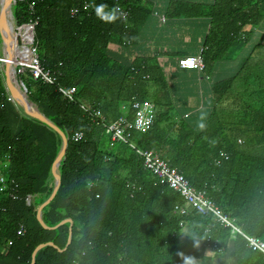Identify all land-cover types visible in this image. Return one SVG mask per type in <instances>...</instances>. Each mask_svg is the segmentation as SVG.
Listing matches in <instances>:
<instances>
[{"label": "trees", "instance_id": "trees-1", "mask_svg": "<svg viewBox=\"0 0 264 264\" xmlns=\"http://www.w3.org/2000/svg\"><path fill=\"white\" fill-rule=\"evenodd\" d=\"M31 1L39 18L38 58L43 68L56 73V85L28 73L21 79L28 100L67 138L58 170L61 186L40 217L49 228L72 220L68 248L59 252L46 246L37 252L35 264H184V257H202L208 249L206 236L220 250L208 249L209 259L230 248L234 264H264L260 253L249 251L240 236L231 237L209 216L192 210L174 215V207L182 205L178 194L143 169L127 145L110 147L105 133L131 98L151 103L153 124L143 134H131L134 148L158 153L191 187L204 191L245 236L264 242V34L258 33L264 0H167V18L209 21L201 43L202 72H213L216 64L228 70L211 89L212 105L200 101L184 112L171 104L147 36L160 29L154 27L148 0ZM85 3L88 10H82ZM100 3L118 5L128 15L102 22L93 8ZM74 8L81 9L77 16L70 14ZM12 14L17 24L31 18L27 3L14 5ZM254 36L255 42H249ZM147 43L155 55L129 62V47L145 54ZM111 44L119 49L111 51ZM244 48V57H237ZM58 87L75 88L73 101L65 100ZM82 104L99 110L105 120L85 112ZM201 115L206 117L204 131L197 127ZM76 133L82 134L74 142ZM60 147L56 132L8 101L0 72V162L9 156L7 177L18 186L16 201L0 194V264H31L41 244L66 247L67 224L45 230L35 217L54 189L51 168ZM219 153L228 158L216 166ZM27 196L33 197L29 205Z\"/></svg>", "mask_w": 264, "mask_h": 264}, {"label": "built area", "instance_id": "built-area-1", "mask_svg": "<svg viewBox=\"0 0 264 264\" xmlns=\"http://www.w3.org/2000/svg\"><path fill=\"white\" fill-rule=\"evenodd\" d=\"M151 4L152 0H148ZM18 3H27L29 8L30 20L24 24H17L15 19L10 21V30L13 33L12 45H13V57L9 60L14 72V78L17 82V87L25 89L23 75L30 74L34 80L42 81L46 85H56V73L42 67L38 58L39 43L35 41V28L38 24L39 18L35 16V5L31 0H14V5ZM154 5V3H153ZM89 5L85 3L82 10H88ZM81 9L74 8L71 10V16H77ZM123 18L128 13L124 12ZM152 16L155 18L158 27H162L167 18L163 14H159L152 8ZM148 48V52L145 54H138L137 51H132L129 47L128 61L131 62L135 57H152L153 47L151 43L145 45ZM118 46L116 50H118ZM205 51V47L199 43L197 46V52L194 55L183 56L176 59V67L185 70H194L197 73H201L202 63L201 55ZM8 60L3 55L0 49V72L3 71V66ZM191 61L192 63H188ZM158 65L160 62L157 61ZM3 73V72H2ZM144 79L147 76L143 77ZM26 90V89H25ZM57 91L62 97L71 102L75 96V88L58 87ZM8 101L14 104V101L10 95H8ZM81 108L85 112H90L91 107L88 104H82ZM92 114L98 117L101 121H104L99 110L91 111ZM122 116L111 122L106 128L105 133L109 137V146H113L115 143L127 145L135 155L141 160L143 169L147 170L161 186H166L169 190L176 192L182 200V205H176L173 209V214L179 216H186L188 210H192L202 216H209L212 223L216 224L219 228L227 229L229 235L240 236L244 241L246 248L251 252H258L264 259V242L258 238H250L245 236L234 224L233 219L223 214L222 211L214 205V203L206 196L204 191L195 190L190 186L188 181L178 172L172 170L167 163L162 161L153 150H139L134 148V145L130 143V136L133 133L143 134L147 132L154 119V107L151 103L145 101H138L135 98H131L128 103L121 106ZM131 115V118H129ZM82 133L73 134L71 139L74 142L80 140ZM227 154L219 153L218 160L215 161V165L219 166L221 162L226 161ZM10 158L6 156L3 162H0V194L9 196L12 201H16L18 196L16 194L18 186L14 181H10L7 177L9 170ZM133 188V186H131ZM29 205L33 202L32 196H27L25 199ZM181 223L178 222L177 226L180 227ZM18 234H22L20 227ZM206 246L212 252L220 251L217 248L215 242L210 241V237H205Z\"/></svg>", "mask_w": 264, "mask_h": 264}, {"label": "crops", "instance_id": "crops-1", "mask_svg": "<svg viewBox=\"0 0 264 264\" xmlns=\"http://www.w3.org/2000/svg\"><path fill=\"white\" fill-rule=\"evenodd\" d=\"M152 1L154 5L151 3V8L167 18L164 11L167 0ZM152 22L155 27L156 21L153 16ZM208 24L209 21L207 19L183 21L167 18L165 24L162 27H158L160 28L159 30L157 29L155 31L154 29L152 30L153 32L151 31V34L147 35L152 40V45L157 53L156 62H160V65H158V63L157 65L162 72L165 84L168 88L171 104L172 106L175 105L181 112H184V107L192 108L198 105L200 101H203L207 106L211 105V89L213 85L228 74L227 68L223 70L218 64L214 66L213 72H202L199 78V73L194 70L179 69L176 67V59L183 56L194 55L197 52V46L199 43H202V37L206 34L209 27ZM258 33L264 34V19L259 25ZM256 38V36L252 37V40L250 39L249 42H255ZM146 40L145 38V41H140L139 46L136 47L137 50L140 51V49L143 48L142 45L145 44ZM190 42H193L192 47L186 49L185 44H189ZM116 47L117 46L113 44L109 46L110 50L113 52H116ZM245 50H247V48H244V50H242V52L240 51L236 56L241 58L244 53L247 52ZM7 95H9L8 91ZM227 251L231 254L230 248H228Z\"/></svg>", "mask_w": 264, "mask_h": 264}, {"label": "water", "instance_id": "water-1", "mask_svg": "<svg viewBox=\"0 0 264 264\" xmlns=\"http://www.w3.org/2000/svg\"><path fill=\"white\" fill-rule=\"evenodd\" d=\"M14 7V0H0V48L2 50L3 55L8 60L4 66H3V72H4V78H5V85L7 88V91L9 95L12 97L14 104L17 105L18 108L22 110L24 115L28 118L34 119L38 122L43 123L50 129H52L61 139V147L60 152L55 159L52 168H51V174L54 179V189L49 196V198L37 209L36 212V221L37 223L45 230H53L57 227L67 224L68 230H69V237L66 244V247L63 250H60L57 246L54 245V243L49 242L46 244H41L37 246L31 256V264H35V257L39 250L42 248L49 246L53 247L59 252L65 251L68 246L71 243L72 238V220L71 219H65L59 222L54 227H47L41 220L40 214L43 211V209L50 204V202L54 199L57 192L59 191V188L61 186V179L59 175V166L61 162L63 161L65 154H66V146H67V138L65 136V133L61 131L54 123H52L49 119H47L40 111L39 109L28 100L26 95V90L21 89L20 87H17V82L14 78V72L12 70V66L9 63V60L13 57V45H12V37L13 33L10 30V21L12 18V10Z\"/></svg>", "mask_w": 264, "mask_h": 264}, {"label": "clouds", "instance_id": "clouds-1", "mask_svg": "<svg viewBox=\"0 0 264 264\" xmlns=\"http://www.w3.org/2000/svg\"><path fill=\"white\" fill-rule=\"evenodd\" d=\"M94 12L96 17L105 23H113L117 19H120L124 13L118 5H113L109 8L107 3H100L93 5ZM206 117L201 115L197 122V127L200 131H204L207 127L206 123L204 122ZM194 246L198 247V242H194ZM183 255V254H180ZM184 264H193V259L191 257H184Z\"/></svg>", "mask_w": 264, "mask_h": 264}, {"label": "rangeland", "instance_id": "rangeland-1", "mask_svg": "<svg viewBox=\"0 0 264 264\" xmlns=\"http://www.w3.org/2000/svg\"><path fill=\"white\" fill-rule=\"evenodd\" d=\"M193 42H190L189 44H185L186 49H189V47H192ZM24 79L26 80V76H24ZM212 105V104H211ZM210 251L207 249L203 252L202 257L199 260L193 261V264H234V260L230 254L229 251H224L223 255L219 258L215 259H209L211 257Z\"/></svg>", "mask_w": 264, "mask_h": 264}, {"label": "snow or ice", "instance_id": "snow-or-ice-1", "mask_svg": "<svg viewBox=\"0 0 264 264\" xmlns=\"http://www.w3.org/2000/svg\"><path fill=\"white\" fill-rule=\"evenodd\" d=\"M188 63H192L191 61H189Z\"/></svg>", "mask_w": 264, "mask_h": 264}]
</instances>
